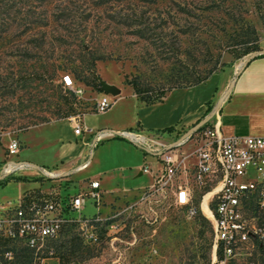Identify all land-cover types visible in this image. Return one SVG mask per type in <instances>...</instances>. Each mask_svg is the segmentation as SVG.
Segmentation results:
<instances>
[{
  "label": "rangeland",
  "instance_id": "374dc122",
  "mask_svg": "<svg viewBox=\"0 0 264 264\" xmlns=\"http://www.w3.org/2000/svg\"><path fill=\"white\" fill-rule=\"evenodd\" d=\"M263 40L264 0H0V158L7 157L13 137L23 147L14 157L38 150L44 135L36 134L63 119L65 100L73 99L62 82L65 73L82 82L78 109L87 110L100 91L80 76H97L125 94L134 90L127 82L132 78L167 89L186 76L226 75L253 52L244 53L245 47ZM47 58L62 62L57 74L45 70ZM98 143L92 162L64 180V191H79L94 177L108 190L117 183L150 185L145 174L135 173L142 148L121 136ZM19 175L0 181V202L20 195ZM140 195L119 201L103 194L96 240L85 238L78 223L68 225L57 242L71 243L75 235L80 243L75 253L71 246L68 264H211L209 220L190 218L178 207H150ZM96 212L89 197L83 214Z\"/></svg>",
  "mask_w": 264,
  "mask_h": 264
},
{
  "label": "built area",
  "instance_id": "2783aa9c",
  "mask_svg": "<svg viewBox=\"0 0 264 264\" xmlns=\"http://www.w3.org/2000/svg\"><path fill=\"white\" fill-rule=\"evenodd\" d=\"M62 82L75 93L78 109L86 89L71 73H65ZM112 95L101 90L90 107L105 112L113 104ZM84 111L78 109L70 115L76 133L85 129ZM215 114L182 139L168 141L165 131L104 128L93 145L107 136L124 135L159 157L161 168L139 200L160 209L178 207L190 218L206 214L212 223L211 264H264V135H227ZM191 142L190 150L182 149ZM21 145L17 137L9 141L7 157L0 161V181L19 173L25 180L31 176L30 170L44 178H60L90 163L87 159L71 170L56 171L14 157L20 154ZM151 169L149 162L142 165L144 172ZM89 197L97 208L93 216L83 214ZM102 197L101 180L91 178L76 192L26 188L17 198L0 202V264L60 260L54 243L70 224L78 223L85 238L96 240L103 222L99 215ZM27 252L28 259L24 256Z\"/></svg>",
  "mask_w": 264,
  "mask_h": 264
},
{
  "label": "crops",
  "instance_id": "0c3cea01",
  "mask_svg": "<svg viewBox=\"0 0 264 264\" xmlns=\"http://www.w3.org/2000/svg\"><path fill=\"white\" fill-rule=\"evenodd\" d=\"M260 47L264 49V40L261 41ZM238 69L239 67L235 65L233 70H227L226 75L217 74L198 84L174 87L166 93L163 100L151 104L142 102L133 89L125 94L121 88V92L113 98L112 106L105 112H97L91 107L83 112L85 129L81 133L75 132V122L70 116L55 121L53 125L36 134L44 135V138L36 143L38 150L21 158L60 172L71 170L87 159H90L91 163L99 145L98 142L93 145L95 137L98 131L104 128L138 130L143 133L165 131V138L173 141L202 119L210 111L209 106L213 108L230 85L231 89L215 114L221 121L223 132L227 135H264V53L252 57L235 77ZM228 75H234L235 79L230 80ZM65 124L70 126L69 130L65 129ZM135 144L144 150L143 162L136 165L135 173L145 174L151 184L161 168L160 159L156 154L148 153L143 147ZM130 146L134 149L139 148L135 145ZM145 162L152 166L148 172L142 171ZM27 172L31 176L22 179L20 192L26 188L69 192L64 191L66 186L63 182L76 173L48 179L39 176L33 170ZM144 187L146 186L129 188L117 183L108 190L102 188L101 181L104 196L114 195L119 201L131 197L134 199L136 195L141 194Z\"/></svg>",
  "mask_w": 264,
  "mask_h": 264
},
{
  "label": "trees",
  "instance_id": "16d2710c",
  "mask_svg": "<svg viewBox=\"0 0 264 264\" xmlns=\"http://www.w3.org/2000/svg\"><path fill=\"white\" fill-rule=\"evenodd\" d=\"M103 2V1H102ZM253 31L255 32V29H253ZM136 33H139L141 35H144L143 33H141L142 31L140 29H136L135 30ZM262 48L260 47V45L258 44H255V45H248L247 47H245L244 49V53H248V52H251V51H255V50H261ZM250 61V60H249ZM248 61V62H249ZM45 70L46 71H49L51 73H54V74H57L58 70L62 68V62L61 61H57L56 59H50V58H47L45 59ZM210 73H206L204 75H201L199 74L198 77L192 79L191 77H184V83L181 84V85H173L167 89L165 88H161V87H150V86H147V85H143L140 83L139 79L137 78H132V79H129L127 82L129 84H131L134 88V91L135 93L137 94V96L139 97V99L144 102L145 104H151V103H154V102H157V101H160V100H163L164 96L166 95V93L171 90L172 88L174 87H182V86H188V85H193V84H198V83H201L205 80H207L209 77H210ZM80 79L82 81H84L85 83L87 84H92L93 87L97 88L99 91L102 90L101 88V85H102V82L98 81V77L95 76L93 79H90L89 77L87 76H80ZM70 90V89H69ZM70 92L72 93L73 95V99H66L65 102H66V111L62 110L60 113H59V117L60 118H64L76 111H78L77 109V106L75 105V102L77 101V97L75 95L74 92H72L70 90ZM212 109V106H209L208 110H211ZM45 118L43 117V120ZM47 120V119H45ZM172 127H169V129H171ZM199 216H201V218L203 220H209L205 217V215L203 214H200ZM209 222L211 223V221L209 220ZM212 225V223H211ZM71 240V243H67L68 240H65V241H62V242H55L54 245L57 249V252L59 254H62V257H61V261H60V264H68V262L70 261V252L71 251V246L73 248L72 252L71 253H75L76 251V248H79L80 247V243L78 242L76 236L74 235L72 237ZM77 246V247H76ZM29 253H24V256L26 259H28V255Z\"/></svg>",
  "mask_w": 264,
  "mask_h": 264
},
{
  "label": "water",
  "instance_id": "95a60500",
  "mask_svg": "<svg viewBox=\"0 0 264 264\" xmlns=\"http://www.w3.org/2000/svg\"><path fill=\"white\" fill-rule=\"evenodd\" d=\"M260 53H264V49H261V50H255L253 52L250 53V55L243 61V63L239 66V69L236 71L235 73V77L236 75L241 71V69H243L248 61L260 54ZM234 77V79H235ZM233 79V80H234ZM233 83V81H232ZM231 83V84H232ZM101 88L102 90L106 91V92H110L114 95H117L121 92V87H119L118 85L114 84V83H109V82H106V81H103L102 82V85H101ZM231 89V85L229 86V88L227 89V91L225 92V94L219 99V101L213 106V108L205 115V117H203L202 119H200L194 126L190 127L186 133H184V135H182L180 137V139L184 138L185 136H187L189 133H191L194 129H196L197 127H199L200 125L204 124L209 118H211L218 110H219V106L221 104V102L223 101V99L225 98V95L229 92V90ZM121 137H125L124 135H119ZM126 138V137H125Z\"/></svg>",
  "mask_w": 264,
  "mask_h": 264
},
{
  "label": "bare ground",
  "instance_id": "6f19581e",
  "mask_svg": "<svg viewBox=\"0 0 264 264\" xmlns=\"http://www.w3.org/2000/svg\"><path fill=\"white\" fill-rule=\"evenodd\" d=\"M206 209H207V207H206Z\"/></svg>",
  "mask_w": 264,
  "mask_h": 264
},
{
  "label": "snow or ice",
  "instance_id": "6c2138e0",
  "mask_svg": "<svg viewBox=\"0 0 264 264\" xmlns=\"http://www.w3.org/2000/svg\"><path fill=\"white\" fill-rule=\"evenodd\" d=\"M67 79V78H66Z\"/></svg>",
  "mask_w": 264,
  "mask_h": 264
}]
</instances>
